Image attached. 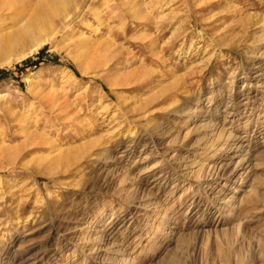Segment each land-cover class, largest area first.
<instances>
[{"label":"rangeland","instance_id":"obj_1","mask_svg":"<svg viewBox=\"0 0 264 264\" xmlns=\"http://www.w3.org/2000/svg\"><path fill=\"white\" fill-rule=\"evenodd\" d=\"M25 1L0 11V264H264V0H60L63 30Z\"/></svg>","mask_w":264,"mask_h":264},{"label":"bare ground","instance_id":"obj_2","mask_svg":"<svg viewBox=\"0 0 264 264\" xmlns=\"http://www.w3.org/2000/svg\"><path fill=\"white\" fill-rule=\"evenodd\" d=\"M71 1V0H70ZM62 2H60V0H55L54 2H52L51 4H49V8L48 9H50V11L54 14V16H55V18L56 17H61L60 19V22H62V30L63 29H65V28H67L68 27V24L74 19V14L73 13H71V12H66L65 13V10L63 11V8H62V4H61ZM67 3V2H66ZM13 4H18V5H20L18 8L20 9V11H23V9H25V6H26V1L25 0H0V11L1 10H5V9H12L13 7H12V5ZM68 4V3H67ZM70 5V4H69ZM64 6L66 7V5L64 4ZM68 6V5H67ZM48 7V6H47ZM69 7V6H68ZM80 8V7H79ZM15 9V8H14ZM67 9V8H66ZM76 9H78V7L76 8ZM75 9V10H76ZM20 11H18V12H20ZM73 11H74V9H73ZM132 11H133V14H134V17H136V18H140L142 15H143V13L145 12L144 11V9H142L141 7H134V8H132ZM15 12H16V9H15ZM18 12H16L18 15H19V13ZM64 12V13H63ZM76 12V11H75ZM15 13V14H16ZM77 14V13H76ZM53 16V17H54ZM32 18H34V17H32ZM33 20V19H32ZM36 21H38V23H39V26H40V29H42V30H45V31H50V33L48 32V34L49 35H51V36H53V35H55V34H57L58 32H60L61 30L58 28V23H56V21L55 22H53L52 24H51V22H50V24H49V22H48V19H47V22L46 21H43V19H41V17H40V14H39V12H38V17L36 18ZM35 21V22H36ZM31 22V21H30ZM32 23H33V21H32ZM32 23H30V24H32ZM25 24H27V22L25 23ZM29 24V23H28ZM58 24V25H57ZM61 24V23H60ZM24 25V24H23ZM26 25H24V26H22L23 28L25 27ZM33 25H29V28L26 30V31H24L25 30V28H24V32L23 33H30L31 32V30H32V27ZM37 26V25H36ZM60 26V25H59ZM28 27V26H27ZM20 28V27H19ZM18 28V29H19ZM37 28V27H36ZM69 28V27H68ZM67 28V29H68ZM21 30V29H20ZM96 30V29H95ZM14 31H15V29H14ZM13 31V32H14ZM34 31V30H33ZM38 31V30H37ZM16 32V31H15ZM17 32H18V30H17ZM21 33H22V31H21ZM21 33H19V34H21ZM5 34V33H4ZM9 34V33H8ZM18 34V33H17ZM17 34H15V35H17ZM74 34V33H73ZM6 35V34H5ZM11 35V34H10ZM3 36V35H2ZM24 36V35H23ZM64 36V35H63ZM68 38V37H67ZM82 43V42H81ZM90 46V45H89ZM100 45H99V43H97V44H93L92 46H90L89 48H86V49H83L79 54H78V56H77V62L80 64V65H82L83 67V71H85V72H87V70L88 69H92V68H96V67H101V66H103V64L104 65H106L107 64V59H106V57H108V54H110V52H112L115 48L117 49L118 47L117 46H114V45H110V47L107 49L108 50V52L106 51V53L105 54H102V52L99 50L100 49ZM110 48H111V50H110ZM103 49V48H102ZM105 49V50H106ZM119 49V48H118ZM131 66V65H130ZM126 68H128V65L126 66ZM124 70V69H123ZM139 73V69L138 68H133V69H131V70H125L124 72H123V74H121L120 76H119V78H117V79H119V80H125V79H129V78H133V77H136L137 76V74ZM136 75V76H135ZM125 82V81H124ZM217 136H216V138L214 139V143L211 145V146H213L214 147V149H217V148H219V146H220V144H222V143H224L223 141L224 140H226V134H225V131L224 130H221L220 132H218L217 134H216ZM238 140V139H237ZM212 147V148H213ZM218 151V150H217ZM210 157H211V155H210ZM213 158V157H212ZM240 162H242V161H239V163ZM243 164V162L242 163H240V164H238L239 165V167H240V165H242ZM238 165H236V166H238ZM243 167V166H242ZM248 167H250V164H249V166H247V168ZM237 168V167H236ZM236 170V169H235ZM246 170V169H245ZM237 171V170H236ZM246 172H248V171H245L244 172V174L246 173ZM240 174V173H239ZM248 175V174H247ZM247 178V176H245V177H243L242 178V182H243V180L244 179H246ZM239 181V180H238ZM243 184V183H242ZM236 188V187H235ZM234 188V189H235ZM126 261V260H125Z\"/></svg>","mask_w":264,"mask_h":264}]
</instances>
